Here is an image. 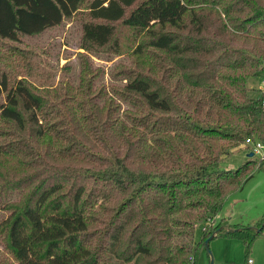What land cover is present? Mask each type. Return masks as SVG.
Here are the masks:
<instances>
[{
  "label": "trees",
  "instance_id": "obj_1",
  "mask_svg": "<svg viewBox=\"0 0 264 264\" xmlns=\"http://www.w3.org/2000/svg\"><path fill=\"white\" fill-rule=\"evenodd\" d=\"M83 1L0 0V40L57 27ZM122 29L144 35L140 70L108 82L88 55L76 85L43 91L28 64L0 66L13 139L0 151V264H195L209 236L247 253L262 233L264 214L256 227L216 217L256 165L221 161L250 143L264 160V92L247 85L264 65V0H90L80 48L117 54Z\"/></svg>",
  "mask_w": 264,
  "mask_h": 264
},
{
  "label": "rangeland",
  "instance_id": "obj_2",
  "mask_svg": "<svg viewBox=\"0 0 264 264\" xmlns=\"http://www.w3.org/2000/svg\"><path fill=\"white\" fill-rule=\"evenodd\" d=\"M89 1L84 0L77 14L66 19L57 27L35 36H22L19 41L0 40V66L8 67L6 62L12 61L15 65L22 67L28 64L24 68L33 71L30 78L34 87L39 91L62 86L60 84L65 81L76 85L79 70L82 68L81 55H88L89 57H87L94 67L103 69L105 82L110 80L111 71L117 72L116 78H120L129 68L140 70L135 67L132 61L134 56L131 54L134 44L144 38V35H134L130 29H122V38H120L122 50L117 54L103 53L104 51L87 52L80 48L82 24L86 18ZM261 79H264V65L258 78H251L247 82L250 94L255 95L254 89L257 90L260 87ZM113 83L120 82L113 79ZM10 134L11 131H8L6 126H0V151L12 142ZM243 146L242 144L241 147ZM251 148L250 143L249 149ZM254 151L251 156H248L244 148H234L221 161V167L234 168L247 160L254 161L256 165L250 170L241 186L228 195L216 220L221 217L228 225L243 227H256L262 222L264 214V160L260 161L259 165L258 163L263 149ZM5 255L7 254L3 243L0 242V259ZM195 264H264V227L262 233L252 241L247 253H245L243 243L235 237L216 236L209 239L206 244L199 245Z\"/></svg>",
  "mask_w": 264,
  "mask_h": 264
},
{
  "label": "built area",
  "instance_id": "obj_3",
  "mask_svg": "<svg viewBox=\"0 0 264 264\" xmlns=\"http://www.w3.org/2000/svg\"><path fill=\"white\" fill-rule=\"evenodd\" d=\"M259 89L264 92V79H261ZM263 101H264V98H263ZM246 142H249V140L246 139ZM252 148L253 150L261 149L262 145L260 143H254Z\"/></svg>",
  "mask_w": 264,
  "mask_h": 264
},
{
  "label": "water",
  "instance_id": "obj_4",
  "mask_svg": "<svg viewBox=\"0 0 264 264\" xmlns=\"http://www.w3.org/2000/svg\"><path fill=\"white\" fill-rule=\"evenodd\" d=\"M248 156H251L252 154L251 153H248L247 154ZM211 239V236H209L207 239L204 240V244H206L208 242V240Z\"/></svg>",
  "mask_w": 264,
  "mask_h": 264
}]
</instances>
